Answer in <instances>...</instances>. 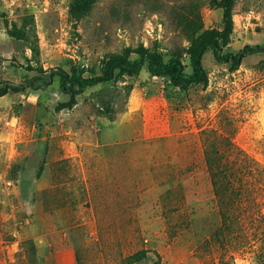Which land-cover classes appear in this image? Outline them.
I'll list each match as a JSON object with an SVG mask.
<instances>
[{
	"label": "rangeland",
	"instance_id": "rangeland-1",
	"mask_svg": "<svg viewBox=\"0 0 264 264\" xmlns=\"http://www.w3.org/2000/svg\"><path fill=\"white\" fill-rule=\"evenodd\" d=\"M226 3L0 0V264H264V51L231 70L209 46L186 89L115 69L55 108L59 70L144 51L188 75L192 43L264 46V0H232L228 27ZM202 130L238 148L222 154L238 194L213 190Z\"/></svg>",
	"mask_w": 264,
	"mask_h": 264
},
{
	"label": "trees",
	"instance_id": "trees-1",
	"mask_svg": "<svg viewBox=\"0 0 264 264\" xmlns=\"http://www.w3.org/2000/svg\"><path fill=\"white\" fill-rule=\"evenodd\" d=\"M231 3L232 0H230V3H226L225 5L224 21L225 26L227 27L231 24ZM209 46L213 48L215 60L218 62L229 63V68L231 70L239 66L245 53L264 51V46L246 45L234 53H219V43L215 37H211L207 40L198 41L188 46V52L190 54V62L192 66V73L188 75L182 72V64L179 59L170 58L167 62H163L160 56L157 54L144 51H141L139 53L138 59L134 61L123 58L109 59L105 61L101 65V73L94 76H81L76 74L69 75L67 72L59 70V88L67 92L69 94V98L66 101L59 102L55 108L56 110L71 108L76 102L75 96L78 92L88 85L110 80L113 77L115 69H121L129 74H133L139 72L141 66L145 62L147 63V68L151 76L165 75L173 85L178 86L181 89H186L192 83L206 82L207 75L204 67L202 66L201 59L204 51ZM5 91V88H0V94H3ZM201 134L203 136L204 144V161L210 174L213 190L217 195L219 194V199L225 198L229 186L231 190H236L235 193L238 194V190L241 189V186L239 185L240 189H236V187L233 184L230 185L229 181L227 180V171L232 170V163H230V160L222 158V154L225 152H227V154L232 152L238 153V148L233 142H228L223 145L224 149H222L223 147L217 138L218 135L215 134L214 130H202ZM210 136L213 137L210 138ZM41 169L42 164L39 165L38 171L36 173L37 177L40 175ZM221 216L227 219L228 214L223 211ZM143 253V250H138L130 254L128 258L129 260L137 261L140 259Z\"/></svg>",
	"mask_w": 264,
	"mask_h": 264
}]
</instances>
